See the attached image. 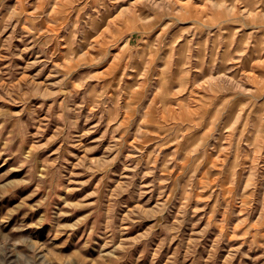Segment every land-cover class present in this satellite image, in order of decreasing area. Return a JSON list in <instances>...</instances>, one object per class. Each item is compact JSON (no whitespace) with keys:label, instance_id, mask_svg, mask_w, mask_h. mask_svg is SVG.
<instances>
[{"label":"rangeland","instance_id":"1","mask_svg":"<svg viewBox=\"0 0 264 264\" xmlns=\"http://www.w3.org/2000/svg\"><path fill=\"white\" fill-rule=\"evenodd\" d=\"M0 264H264V0H0Z\"/></svg>","mask_w":264,"mask_h":264}]
</instances>
